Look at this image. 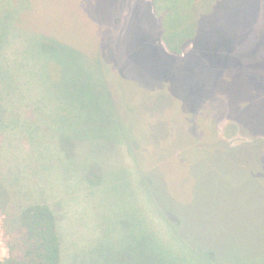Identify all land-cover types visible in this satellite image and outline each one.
Returning <instances> with one entry per match:
<instances>
[{
    "label": "rangeland",
    "instance_id": "obj_1",
    "mask_svg": "<svg viewBox=\"0 0 264 264\" xmlns=\"http://www.w3.org/2000/svg\"><path fill=\"white\" fill-rule=\"evenodd\" d=\"M0 15V177L17 207L55 199L63 264L88 245L98 264L114 238L155 264H264V0H0Z\"/></svg>",
    "mask_w": 264,
    "mask_h": 264
},
{
    "label": "trees",
    "instance_id": "obj_2",
    "mask_svg": "<svg viewBox=\"0 0 264 264\" xmlns=\"http://www.w3.org/2000/svg\"><path fill=\"white\" fill-rule=\"evenodd\" d=\"M4 16L6 17V14ZM2 23L4 26V19L0 23V35L4 33L3 27L1 26ZM187 28L176 31L178 36H174L175 43L182 41L183 36L186 34L183 32ZM94 32L96 33V43H101L99 47L93 48V50L98 51L97 55L99 57L102 53V45L106 41H110V38H108L110 32L108 33L107 27L95 28ZM74 49L82 56H84L85 50H87L83 48L82 51L76 47ZM40 53L45 58V73L51 82L54 83V81L61 78L65 70V63L60 57V51L55 42L45 40L41 43ZM217 101L223 102L217 97L209 100L208 103L211 109L213 106L218 105ZM215 111L216 109L208 112L209 116L214 119L212 121L213 124L217 122L218 118H225L227 115L225 111L218 110L216 113ZM228 128L230 136L239 132L240 129L235 122L230 123ZM62 144L69 145L64 139ZM3 179L0 177V208L8 216L6 229L8 234L7 247L9 256L4 260H0V264H63L65 252L64 237L62 234L63 228L59 223V214L55 199H46L43 195L39 194L38 198L31 199L29 202L23 204L22 207H17L15 205V197L11 194L12 191L9 182L7 181V183ZM96 185L97 181L93 179L90 181V184L86 183L83 188L80 186L76 191L88 193L90 190H94ZM176 227H179V225ZM111 228L116 231L113 226ZM133 240L124 241L121 246L115 244V238L110 240V246L108 248L103 250L99 249L103 255L99 258L98 264L101 262L102 264H155V259L151 255V252L144 247L145 245L143 246L142 242ZM91 249L95 250L96 247L88 245V249L85 252L82 253L80 251L78 253L80 255L79 259H77L78 264H89L85 259H89Z\"/></svg>",
    "mask_w": 264,
    "mask_h": 264
}]
</instances>
